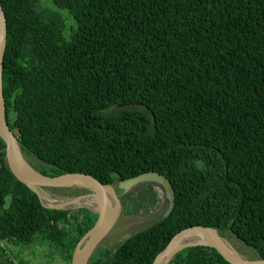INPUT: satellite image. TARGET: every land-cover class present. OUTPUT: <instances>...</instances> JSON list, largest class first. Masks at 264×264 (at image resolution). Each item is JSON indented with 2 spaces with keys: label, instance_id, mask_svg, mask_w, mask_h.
<instances>
[{
  "label": "trees",
  "instance_id": "obj_1",
  "mask_svg": "<svg viewBox=\"0 0 264 264\" xmlns=\"http://www.w3.org/2000/svg\"><path fill=\"white\" fill-rule=\"evenodd\" d=\"M1 1L6 117L39 171L110 184L158 171L175 189L170 214L99 247L89 264H153L176 233L199 224L264 258V0H52L77 22L69 37L64 16L42 0ZM5 146L0 137L4 264L15 263L3 241L38 236L71 264L97 213L46 206L11 172ZM128 195L121 204L132 210ZM170 264L232 263L196 245Z\"/></svg>",
  "mask_w": 264,
  "mask_h": 264
},
{
  "label": "water",
  "instance_id": "obj_2",
  "mask_svg": "<svg viewBox=\"0 0 264 264\" xmlns=\"http://www.w3.org/2000/svg\"><path fill=\"white\" fill-rule=\"evenodd\" d=\"M6 43L7 16L2 1L0 0V137L6 144L5 150L8 167L17 179L29 185L37 192L43 203V196L41 194V188L43 187L60 188L80 185L93 191V195L96 196L98 203L97 207L92 208L97 213L96 222L78 242L71 261V264H89L92 256L99 248L100 243L113 228L117 220L120 206L122 205L121 198L114 184L104 183L93 174L86 172H68L50 176L36 170L25 160L18 137L9 126L6 117L7 105L3 88ZM145 181H155L164 189L169 202L166 214H170L175 207V189L170 179L163 173L158 171L144 172L120 181L119 185L125 190H128ZM110 203H112L113 208H110ZM48 207L65 208L63 206ZM195 235L204 237L205 242L191 241L192 236ZM196 245L216 248L232 264H264V258H246L240 255L221 234L218 228L200 224L186 227L176 233L167 246L156 256L153 264H170L171 260L180 250Z\"/></svg>",
  "mask_w": 264,
  "mask_h": 264
},
{
  "label": "rangeland",
  "instance_id": "obj_3",
  "mask_svg": "<svg viewBox=\"0 0 264 264\" xmlns=\"http://www.w3.org/2000/svg\"><path fill=\"white\" fill-rule=\"evenodd\" d=\"M42 6L48 11L60 12L66 22L65 35L69 37L77 28V22L68 9L57 7L52 0H42ZM25 160L36 170L41 168V162L35 157L24 153ZM114 187L121 198L123 195L131 194L128 200L132 210L121 205L117 220L104 237L99 247L114 249L131 234L142 230L153 222L161 219L168 211L169 202L164 189L155 181L139 183L131 189L125 190L119 183ZM86 187L72 185L53 189L51 187L41 188L43 201L47 206H63L67 209H78L87 207L91 210L94 206L87 204L86 200L93 195V191H85ZM113 203V201H112ZM71 221L62 226L65 237L71 238ZM228 242L242 256L246 258H257L255 250L238 239L232 232L224 233ZM5 248L6 257L11 258L15 264H68L64 258L63 251L53 243L43 240L40 236L29 245L18 244L17 242L5 240L2 242ZM6 259L0 255V264Z\"/></svg>",
  "mask_w": 264,
  "mask_h": 264
},
{
  "label": "bare ground",
  "instance_id": "obj_4",
  "mask_svg": "<svg viewBox=\"0 0 264 264\" xmlns=\"http://www.w3.org/2000/svg\"><path fill=\"white\" fill-rule=\"evenodd\" d=\"M86 202H87V204H90V205H92V206H94V207H97V206H98L97 198H96L95 195H93V196H91L90 198H88V199L86 200ZM110 208H113L112 203H110ZM221 234L225 237V235H224L223 233H221ZM225 238H226V237H225ZM191 241L205 242V239H204V237H202V236L195 235V236H192Z\"/></svg>",
  "mask_w": 264,
  "mask_h": 264
}]
</instances>
